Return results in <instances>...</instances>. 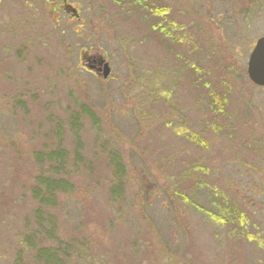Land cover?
<instances>
[{"label": "rangeland", "instance_id": "1", "mask_svg": "<svg viewBox=\"0 0 264 264\" xmlns=\"http://www.w3.org/2000/svg\"><path fill=\"white\" fill-rule=\"evenodd\" d=\"M147 3L0 0V264H41L22 239L34 153L56 146L73 189L52 210L63 264H264V89L246 74L264 0ZM91 55L109 78L82 68ZM110 155L125 167L113 195Z\"/></svg>", "mask_w": 264, "mask_h": 264}, {"label": "trees", "instance_id": "2", "mask_svg": "<svg viewBox=\"0 0 264 264\" xmlns=\"http://www.w3.org/2000/svg\"><path fill=\"white\" fill-rule=\"evenodd\" d=\"M123 3V2H122ZM126 4L130 6L136 5V7L150 8L152 7L147 3V0H125ZM135 7V6H133ZM151 9V8H150ZM153 13L160 14L161 11L153 10ZM168 25V23H167ZM157 27L154 26L156 31H159L162 37L170 39L169 35L172 33L171 28L174 30L173 26ZM180 27V26H179ZM177 32L184 36L183 29H176L173 32L174 38L180 41ZM175 39V40H176ZM166 45V44H165ZM169 49V48H168ZM191 70V76L194 77L193 82H196L200 79V69L195 68L194 66L188 64ZM197 87V84H196ZM80 114V113H79ZM82 115H88L92 122L94 123L95 115L89 112L87 109L81 111ZM71 129L78 122L77 115L72 114L71 116ZM73 130V129H72ZM60 139V138H59ZM34 159L36 160L37 165L39 166L40 172L34 177V184L30 188L31 198L37 203V206L34 208L35 213V223L37 230L32 236H24L22 239V244L25 246V250L32 252V255L35 256V261L41 264H63L66 259H68L67 254L69 251V244L66 242L60 241L58 238V233H56V224L55 217L52 213V210L58 204V197L61 194L71 193L72 182L67 178L68 172H66V163L68 162L67 152L64 148L56 146L49 151L35 152ZM110 164L114 166V176L118 180L115 185H113L110 190V193L113 195L116 189L121 188L122 186V174L125 173V167L122 165L120 157L110 155ZM120 164V165H119ZM221 199L218 197L216 201L213 202V206L219 210L218 215H212L218 217H225L224 215H233L231 219L235 222L236 225L240 223L238 209L235 206L236 204L227 198L226 201L219 202ZM38 236H43L45 240H49L55 244L54 246H44L38 243ZM55 248V249H54ZM67 253V254H66ZM65 254V255H64ZM70 255V254H69ZM62 256L64 258H62ZM67 256V257H66Z\"/></svg>", "mask_w": 264, "mask_h": 264}, {"label": "water", "instance_id": "3", "mask_svg": "<svg viewBox=\"0 0 264 264\" xmlns=\"http://www.w3.org/2000/svg\"><path fill=\"white\" fill-rule=\"evenodd\" d=\"M98 65H102V77H107L110 73L108 63L99 59ZM246 74L252 84L264 87V34L255 40V44L247 59ZM90 68V66L88 67Z\"/></svg>", "mask_w": 264, "mask_h": 264}, {"label": "flooded vegetation", "instance_id": "4", "mask_svg": "<svg viewBox=\"0 0 264 264\" xmlns=\"http://www.w3.org/2000/svg\"><path fill=\"white\" fill-rule=\"evenodd\" d=\"M60 5V4H59ZM62 7H59L58 6V8H59V10L60 9H62V10H64L65 11V9H72V10H74V8L73 7H71V4L67 1V2H65L64 4H62L61 5ZM58 10V9H57ZM84 53V52H83ZM80 54H82L81 53V50H80V52H79V56H80ZM96 56V55H95ZM95 56H93V55H91L89 58H87L86 60H87V62L88 63H90L91 65H92V67L94 68V70H96V73L94 72V71H90L89 69H87V68H85V66L83 65L82 66V68L85 70V71H87V72H89V73H91V74H94L95 76H97V77H101V75H102V71L100 70L101 68H102V66L101 65H98V63H99V58H97V57H95ZM107 60V59H106ZM112 74V72H110V75ZM109 75V76H110ZM109 76L107 77V78H109ZM107 78H105V79H107ZM263 89V88H262Z\"/></svg>", "mask_w": 264, "mask_h": 264}]
</instances>
